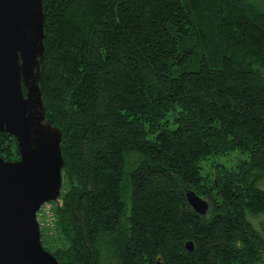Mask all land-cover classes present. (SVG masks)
I'll list each match as a JSON object with an SVG mask.
<instances>
[{"label":"trees","instance_id":"obj_1","mask_svg":"<svg viewBox=\"0 0 264 264\" xmlns=\"http://www.w3.org/2000/svg\"><path fill=\"white\" fill-rule=\"evenodd\" d=\"M42 10L39 87L63 157L42 246L59 264H264V225L250 219L264 214V0ZM236 149L247 158L203 174V160ZM0 156L19 159L7 132Z\"/></svg>","mask_w":264,"mask_h":264},{"label":"water","instance_id":"obj_2","mask_svg":"<svg viewBox=\"0 0 264 264\" xmlns=\"http://www.w3.org/2000/svg\"><path fill=\"white\" fill-rule=\"evenodd\" d=\"M44 36L42 0H0V133L14 136L19 152L15 161L0 156V264H59L36 218L58 198L63 165L61 131L47 121L39 87ZM185 195L197 215L207 213L205 199L192 189Z\"/></svg>","mask_w":264,"mask_h":264},{"label":"rangeland","instance_id":"obj_3","mask_svg":"<svg viewBox=\"0 0 264 264\" xmlns=\"http://www.w3.org/2000/svg\"><path fill=\"white\" fill-rule=\"evenodd\" d=\"M134 158L131 156L129 159ZM247 158V153L242 152L241 150H233L230 153L219 156V157H209L207 160L202 161V172L205 174L206 172L210 173L212 172V164L213 162H218L226 165L227 167L230 166H235L239 161L246 159ZM259 188L264 190V179L259 182L258 184ZM201 197V196H200ZM203 198V197H202ZM205 199V198H203ZM206 200V199H205ZM207 201V200H206ZM55 201H51L52 205L54 206ZM251 221L253 222L254 226L257 227L258 229H261L262 224L264 225V214L256 216V217H251Z\"/></svg>","mask_w":264,"mask_h":264},{"label":"built area","instance_id":"obj_4","mask_svg":"<svg viewBox=\"0 0 264 264\" xmlns=\"http://www.w3.org/2000/svg\"><path fill=\"white\" fill-rule=\"evenodd\" d=\"M54 206L51 201L41 204L40 208L36 211V218L39 223L40 230L51 234L55 228V215Z\"/></svg>","mask_w":264,"mask_h":264}]
</instances>
